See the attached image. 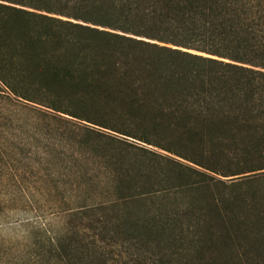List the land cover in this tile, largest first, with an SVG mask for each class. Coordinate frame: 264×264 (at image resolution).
<instances>
[{
    "label": "trees",
    "instance_id": "1",
    "mask_svg": "<svg viewBox=\"0 0 264 264\" xmlns=\"http://www.w3.org/2000/svg\"><path fill=\"white\" fill-rule=\"evenodd\" d=\"M0 95L94 125L53 264H264V0H0Z\"/></svg>",
    "mask_w": 264,
    "mask_h": 264
},
{
    "label": "rangeland",
    "instance_id": "2",
    "mask_svg": "<svg viewBox=\"0 0 264 264\" xmlns=\"http://www.w3.org/2000/svg\"><path fill=\"white\" fill-rule=\"evenodd\" d=\"M86 127L94 125L0 95V264H53L76 208V139Z\"/></svg>",
    "mask_w": 264,
    "mask_h": 264
}]
</instances>
